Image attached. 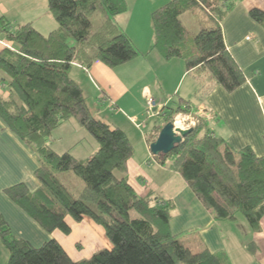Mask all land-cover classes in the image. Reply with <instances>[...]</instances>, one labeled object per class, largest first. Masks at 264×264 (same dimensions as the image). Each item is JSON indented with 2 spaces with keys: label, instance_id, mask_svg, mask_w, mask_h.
<instances>
[{
  "label": "trees",
  "instance_id": "trees-1",
  "mask_svg": "<svg viewBox=\"0 0 264 264\" xmlns=\"http://www.w3.org/2000/svg\"><path fill=\"white\" fill-rule=\"evenodd\" d=\"M239 1H169L152 13V49L166 61L183 60L202 85L210 77L214 85L229 93L236 91L246 83V76L226 47L222 21ZM48 10L57 28L47 36L31 23L12 29L9 20L0 17V36L16 45L0 53V71L5 75L0 84L2 91H8L7 95L0 91V118L41 159L36 172L39 190L32 193L22 183L7 188L6 193L49 233L58 229L70 234L67 216L77 223L92 220L105 229L111 248L74 262L53 238L34 247L14 237L0 214V237L9 252L8 264H228L223 255L206 248L192 251L172 234L173 201L158 205L161 199L156 194H137L127 177L134 154L129 137L93 116L82 88L70 75L73 65L87 69L101 62L114 68L139 55L116 22L117 16L128 11L127 1L48 0ZM188 12L198 22L200 31L195 35L182 22ZM96 13L103 21L94 31L91 18ZM250 16L264 27V9H253ZM189 108L188 102L180 101L165 114ZM72 119L98 143L97 151L86 160L70 152L58 153L50 143L53 132ZM209 120H202L158 162L180 171L217 219L236 221L242 216L259 231L264 217V156L249 146L234 149L215 137ZM63 172L81 178L79 195L60 181L58 174ZM119 173L123 174L120 178ZM132 210L140 216L132 218Z\"/></svg>",
  "mask_w": 264,
  "mask_h": 264
},
{
  "label": "crops",
  "instance_id": "crops-1",
  "mask_svg": "<svg viewBox=\"0 0 264 264\" xmlns=\"http://www.w3.org/2000/svg\"><path fill=\"white\" fill-rule=\"evenodd\" d=\"M126 1L129 9L126 13L117 16L116 22L130 37L139 55L117 68L119 71L129 72H112V68L101 62H95L87 69L73 65L70 71V75L80 85L85 96L86 89L94 88L98 91L97 102L91 101L97 118L123 130L135 152L137 147L126 125V122L130 124L129 120L125 118L126 122H123L120 114L110 116V112L120 111L117 102L121 103L119 100L131 93L133 88L139 92L142 105L147 95L154 100L156 98L158 108L167 107L163 105L166 101L165 96L175 94L179 96V101L188 102L191 108L195 110L204 108L209 111L210 115L207 117L212 121L208 126L212 135L224 139L234 149L249 146L256 155L264 156V27L250 16L251 10L264 9V0L239 1L222 21L226 47L246 76V83L231 93L220 85H214L210 77H205L202 85L197 74L194 71H187L182 60L165 62L166 60L157 50L150 49L154 42L152 13L171 0ZM6 12L4 4L0 3V17L5 16L12 25ZM48 13L49 10L32 19H26L28 22L21 25L31 23L41 34L47 36L57 28V22H52L50 16L52 18L53 16ZM189 13L192 17L188 16ZM186 17H190L193 27L198 24L195 15L191 12L182 16L184 24ZM18 26L20 25L11 27L15 29ZM4 41L8 42L4 36H0V53L7 48L3 44ZM11 46L14 48L16 45ZM154 68H160L161 72H156ZM103 95L113 103L111 108L106 110L102 109L103 105L98 100V97L101 96V99ZM73 120L60 125L57 128L61 129L59 133L54 131L52 134L50 143L58 153L70 152V150L72 152L80 147L83 139L88 136L82 132L78 122ZM68 123L70 126H67ZM63 141L66 144L60 146ZM150 143L148 139L144 143L142 141L141 149L148 152ZM97 149L98 143L95 152ZM83 153L81 150L75 153L73 151L75 158L79 160H86L84 158L87 155ZM154 157L158 162V157ZM134 158L132 157L128 165L129 182L141 197L150 193L160 197L158 205L169 200L175 203L169 221L170 230L192 251L198 252L206 248L212 254L226 257L228 264H264V217L259 231H254L242 216L236 221L217 219L194 194L180 171L170 169L168 164L163 165L158 162L159 169H163L166 177L163 181L156 180L152 174L150 178L144 166L138 165ZM40 167L39 155L13 133L0 118V214L14 232V237L28 241L34 247H39L53 238L74 262L89 259L94 253L111 248L110 242L104 236V229L92 220L86 218L77 223L67 216L65 220L72 229L71 235L68 236L58 229L49 233L7 195V188L22 183L32 193L39 190L41 183L36 177V172ZM159 169L156 170L157 174ZM122 176L123 174H118L119 178ZM82 187L83 185L80 188ZM83 240L90 242L89 251L87 245L81 244L80 241ZM85 248L86 255L78 252L80 251L78 249ZM3 249L0 241V264H7L8 255H5L4 261Z\"/></svg>",
  "mask_w": 264,
  "mask_h": 264
},
{
  "label": "rangeland",
  "instance_id": "rangeland-1",
  "mask_svg": "<svg viewBox=\"0 0 264 264\" xmlns=\"http://www.w3.org/2000/svg\"><path fill=\"white\" fill-rule=\"evenodd\" d=\"M0 3L4 4L5 9L7 11L6 15L11 20L13 28L17 25H21V23L28 22L27 21L28 19H32L36 15H40L42 13L48 12V0H0ZM128 9H129V5H128ZM48 15H50V14L48 13ZM188 16L192 17V15L190 13ZM42 18H44V16ZM50 18H51V21L55 23V20L51 16H50ZM102 21H103V17L101 14L96 13L94 16H92L91 22H92V26H93L94 31H96L99 28ZM184 22H185L186 27L189 29V31L192 34L195 35L200 31L197 23H195V24H197V25H195V27L192 26V24L190 22V17L184 18ZM69 43L73 44L74 42H73V40H70ZM3 44L4 45H10L11 43L4 41ZM13 46H11V47H13ZM152 46H153V44H152ZM152 46H150V49L152 48ZM6 47L10 48L9 46H6ZM15 48L16 47H14L13 49H15ZM165 62H167V61H165ZM160 70H161L160 68L155 69L156 72H161ZM112 72H129V71H125V70L119 71V68L115 67V68H112ZM2 76H5V75L2 71H0V80H1ZM149 81H150V79H149ZM151 81H153V78H151ZM1 87H0V91L4 93L3 95H7L8 91H5V90L2 91ZM89 90L90 89L85 90V93L87 96V97L85 96L86 101H87V105L90 108L93 116L97 118V116L95 115L96 111L93 109V105H92L91 101L97 102V96H96L97 93L96 92H98V91H96V89H94V88H91L90 91ZM98 95H100V94H98ZM202 96H203V93H202ZM100 97H98V100H99V102H101V105H103V106H101L102 109L106 110V109H109V107L111 108V104H113V103L110 102V100L105 95H103V97L101 99H100ZM147 97H151V96L146 95L144 104L142 105L141 102H143V101H141L139 99V92H137L136 88H133L131 90V93H129L126 97H123L122 99L119 100V101H121V103L117 102L118 103L117 105L120 107V109H119L120 111H118V112L114 111L112 113L109 110H107V111L110 112V116H112V114H120L122 116L123 122H126L125 121L126 119L129 120V123L132 126L130 124H128L127 122H126V125H128V127L130 129L129 130L130 135H131V137H132V139H133V141L137 147V148H135V152H134L132 157L133 158L136 157V158H134V160L136 161V163L138 165L144 166L143 168L145 169V171L147 172V174L149 175L150 178H151V174H152L153 176L156 177V180L163 181L166 177V173H163L164 172V171H162L163 169H159V163L157 162L155 157L152 155L149 147H148V152H144V149L143 150L141 149V145H142L141 142L143 141V143H144V142H146L147 139L154 141L158 137V134H159L160 130L162 129V127L167 122H172L175 125V122L177 120H179L181 122V127L186 129V128H190V127L195 128L202 122V120H206L209 118L204 115L203 111H200L199 109L195 110L194 108H191V107L187 111H179V112H175V113L170 114V115H166L167 114L166 112L169 110L170 107H177L179 105V102H180L179 96L175 95V94H170V95L168 94L164 98V99H166V101L163 102V105H165L167 107H163L162 110L165 111L166 114L163 113L161 116L155 115V117H151V116L149 117L148 111H147V106H146ZM155 100H156V98H155ZM133 119H136V120H133ZM73 121L76 122L75 120H73ZM211 121L212 120H209L207 122L208 125H210ZM137 125H140V127H138ZM67 126H70L69 123ZM80 128H81L82 132H85L88 136L83 139V142L81 143L80 147L72 150V152L70 150V153L74 156L73 151L75 153L78 150H81L82 152H84L83 154L87 155L84 159H87L88 157H90L95 152V147H97V142L95 141V139L90 135V133L85 128H83L82 126ZM60 130L61 129H57V131L55 130V133H57V132L59 133ZM64 144H66V143L63 141L62 143H60V146H63ZM88 153H92V154L90 155ZM158 169H159V173L157 174L156 170L158 171ZM157 175H158V177H157ZM58 177H59L60 181H62L75 195H79L81 193L82 188H80V187L83 185V181L81 180V178L77 177L76 175H74L71 172L59 173ZM139 216L140 215L137 213L136 210L131 211V217L132 218L139 217ZM8 227H9V225H8ZM100 227H102V226H100ZM9 229H10V227H9ZM11 234L12 235L14 234V232H12V230H11ZM66 235L69 236V235H71V233L66 234ZM77 235L78 234H76V236ZM104 236H105L106 240L109 241V239L106 235L105 229H104ZM0 241H1L3 248H4L3 251H4V261H5L6 260L5 255L6 256L8 255V259H9V252H8L7 248L4 246V244L1 240V237H0ZM80 242L83 246H86V245L88 246V247H86V248H88L87 251H89L91 249L89 247L90 242L88 240H83ZM78 247H79V244H78ZM86 248L84 250L78 249V250H80L78 252H80V253L82 252L84 255H86V253H87V252H85ZM7 264H8V262H7Z\"/></svg>",
  "mask_w": 264,
  "mask_h": 264
},
{
  "label": "water",
  "instance_id": "water-1",
  "mask_svg": "<svg viewBox=\"0 0 264 264\" xmlns=\"http://www.w3.org/2000/svg\"><path fill=\"white\" fill-rule=\"evenodd\" d=\"M192 131V127L184 129L176 127L172 122H167L160 130L158 137L150 144V151L154 156L164 158Z\"/></svg>",
  "mask_w": 264,
  "mask_h": 264
},
{
  "label": "built area",
  "instance_id": "built-area-1",
  "mask_svg": "<svg viewBox=\"0 0 264 264\" xmlns=\"http://www.w3.org/2000/svg\"><path fill=\"white\" fill-rule=\"evenodd\" d=\"M9 46L11 49H13V47H11L10 45H6ZM147 111H148V116L150 117H155L156 116H161L164 112H163V107L158 108L155 100L152 97H147ZM200 111L204 112L205 116H209V111L207 109L201 108ZM138 127H140V125H137Z\"/></svg>",
  "mask_w": 264,
  "mask_h": 264
},
{
  "label": "bare ground",
  "instance_id": "bare-ground-1",
  "mask_svg": "<svg viewBox=\"0 0 264 264\" xmlns=\"http://www.w3.org/2000/svg\"><path fill=\"white\" fill-rule=\"evenodd\" d=\"M175 126H176V127H180V128H182V127H181V122H180L179 120H177V121L175 122ZM163 165H164V164H163Z\"/></svg>",
  "mask_w": 264,
  "mask_h": 264
}]
</instances>
